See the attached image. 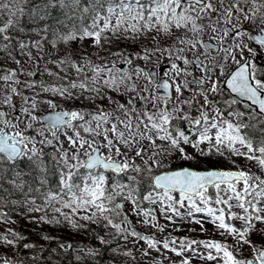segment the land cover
<instances>
[{
	"label": "snow or ice",
	"instance_id": "obj_1",
	"mask_svg": "<svg viewBox=\"0 0 264 264\" xmlns=\"http://www.w3.org/2000/svg\"><path fill=\"white\" fill-rule=\"evenodd\" d=\"M0 82V264H264V0H0Z\"/></svg>",
	"mask_w": 264,
	"mask_h": 264
},
{
	"label": "rangeland",
	"instance_id": "obj_2",
	"mask_svg": "<svg viewBox=\"0 0 264 264\" xmlns=\"http://www.w3.org/2000/svg\"><path fill=\"white\" fill-rule=\"evenodd\" d=\"M0 83H2V82H0ZM11 226L23 230V232L28 237V239L35 241L40 246L47 247V248H51L52 246L56 247L57 241H56V239H53L52 241H44L43 239H41V240L37 239V237H35V236L40 235L41 232H48L54 238L55 237H60V238H64V239L74 238L77 241L80 239H84L82 233L75 232L71 229H68L64 225H44V226H41V225H35L33 223H30L27 221V219H22L18 224L11 225ZM207 226L209 229H211V227H212L210 224ZM0 227H2V226H0ZM138 227L141 228L140 225H138ZM70 233H71V236H70ZM173 234L178 235V236H182V235L202 236V235H204L203 233L197 232L195 230V228L190 224L182 227L180 230L174 232ZM209 234H212V233L209 232ZM129 246L131 247V245H129ZM137 246H139V245H137ZM0 255H2V252H0ZM53 255H54V258L59 259V257H55V254H53ZM155 255H156V253L154 252L153 256H155ZM103 257L102 258L104 261H106V264H107V262H109L111 260V257L109 256V254L107 252H105L103 254ZM21 258H23V257H21ZM117 264H119V261L117 262ZM144 264H150V261L146 259L144 261Z\"/></svg>",
	"mask_w": 264,
	"mask_h": 264
},
{
	"label": "trees",
	"instance_id": "obj_3",
	"mask_svg": "<svg viewBox=\"0 0 264 264\" xmlns=\"http://www.w3.org/2000/svg\"><path fill=\"white\" fill-rule=\"evenodd\" d=\"M124 43H125V42L121 41V42H120V47H122V46H124V45H125V46L128 45V44H126V43L124 44ZM37 236H38V235H37ZM37 236H35V237H37Z\"/></svg>",
	"mask_w": 264,
	"mask_h": 264
}]
</instances>
